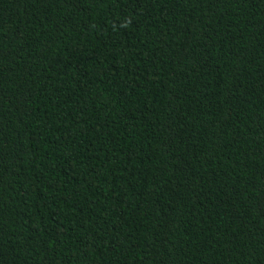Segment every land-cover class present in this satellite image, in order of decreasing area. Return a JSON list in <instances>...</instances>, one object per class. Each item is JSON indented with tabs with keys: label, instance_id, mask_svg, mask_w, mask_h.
I'll use <instances>...</instances> for the list:
<instances>
[{
	"label": "trees",
	"instance_id": "16d2710c",
	"mask_svg": "<svg viewBox=\"0 0 264 264\" xmlns=\"http://www.w3.org/2000/svg\"><path fill=\"white\" fill-rule=\"evenodd\" d=\"M0 264H264V0H0Z\"/></svg>",
	"mask_w": 264,
	"mask_h": 264
}]
</instances>
